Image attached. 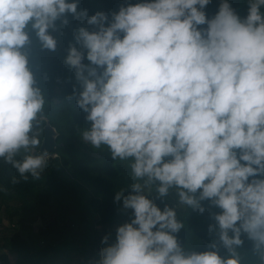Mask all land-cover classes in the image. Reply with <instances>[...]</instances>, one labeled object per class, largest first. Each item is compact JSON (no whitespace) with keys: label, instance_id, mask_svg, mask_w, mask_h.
Returning a JSON list of instances; mask_svg holds the SVG:
<instances>
[{"label":"clouds","instance_id":"clouds-1","mask_svg":"<svg viewBox=\"0 0 264 264\" xmlns=\"http://www.w3.org/2000/svg\"><path fill=\"white\" fill-rule=\"evenodd\" d=\"M78 3L0 0V159L25 180L40 179L48 101L31 45L55 52L50 29L72 14L95 29L75 30L80 47L71 45L64 61L80 84L67 100L90 122L81 138L129 161L134 181L115 195L133 218L94 264H264V0H248L245 17L222 0L211 18L210 0H140L110 22ZM173 190L176 207L161 209L151 197ZM205 200L221 209L209 226H218L219 243L186 249L177 206L203 213ZM242 234L253 242L251 261L241 255Z\"/></svg>","mask_w":264,"mask_h":264},{"label":"trees","instance_id":"trees-1","mask_svg":"<svg viewBox=\"0 0 264 264\" xmlns=\"http://www.w3.org/2000/svg\"><path fill=\"white\" fill-rule=\"evenodd\" d=\"M140 0H79L78 10L87 9L93 15L104 11L111 21L112 13L121 5L135 4ZM222 0H210L205 12L214 16ZM241 16L248 13V0H229ZM264 11V8H262ZM69 23L57 21V29L51 30L58 40L55 52L41 50L38 42L31 45V63L39 86L47 98L45 120L38 131L42 141L44 126L49 122L56 130L57 145L45 157L46 166L40 179L27 180L16 169L0 159V209L12 208L9 221L13 232H6L0 225V264H94L101 257V250L116 240L120 225L130 222L133 210L123 207V198L115 200L117 192L127 190L134 182L129 161L114 160L106 147L94 149L81 138L83 130L90 127L86 113L81 110L75 98L67 97L74 89L80 90L75 69L65 64V57L71 45L76 44L74 32L87 25L68 14ZM34 37V33L32 34ZM77 47H80L76 44ZM88 64L86 58L83 61ZM17 183H13V178ZM143 183V181H140ZM131 189L125 192L127 195ZM161 209L165 204L176 207L177 197L173 190L169 196L159 198L151 194ZM205 212L177 206V216L184 224L177 237L186 249L205 251L215 241L219 243L218 226L210 233L209 226L216 225L214 213L221 209L202 201ZM37 219L45 221L43 227ZM1 218V217H0ZM1 224V223H0ZM107 236L106 243H102ZM241 246L245 261L254 259L249 252L253 242L246 234ZM222 256L227 249L219 247Z\"/></svg>","mask_w":264,"mask_h":264},{"label":"water","instance_id":"water-1","mask_svg":"<svg viewBox=\"0 0 264 264\" xmlns=\"http://www.w3.org/2000/svg\"><path fill=\"white\" fill-rule=\"evenodd\" d=\"M55 137H56L55 128L51 126L48 121H46V124L44 126V134L41 141V147L40 149L36 150L38 151L36 154H41L45 150H47V153H49V151L52 150L57 145Z\"/></svg>","mask_w":264,"mask_h":264},{"label":"rangeland","instance_id":"rangeland-1","mask_svg":"<svg viewBox=\"0 0 264 264\" xmlns=\"http://www.w3.org/2000/svg\"><path fill=\"white\" fill-rule=\"evenodd\" d=\"M10 215H13V210L12 208H9V210H6L5 206H1V209H0V225H2V223L7 227L5 230L7 233H11L13 232V225L10 223L9 221V216ZM37 219V216H33V220H36ZM36 222L38 223V225H41L42 227L44 225H46V222L45 221H41L40 219H37Z\"/></svg>","mask_w":264,"mask_h":264}]
</instances>
